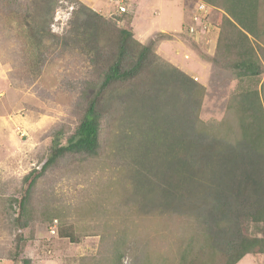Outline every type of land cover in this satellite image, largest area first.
Returning a JSON list of instances; mask_svg holds the SVG:
<instances>
[{"label":"rangeland","instance_id":"rangeland-1","mask_svg":"<svg viewBox=\"0 0 264 264\" xmlns=\"http://www.w3.org/2000/svg\"><path fill=\"white\" fill-rule=\"evenodd\" d=\"M23 2L37 12L6 9L7 2L0 8V264L24 259L94 264L105 219L89 215L81 205L105 190L107 197L135 205L143 215L198 218L227 255L244 234L262 236L244 217L249 206L264 205V158L195 130L199 117L206 125L222 121L232 93L251 82L240 83L213 68L215 35L211 41L187 33L193 0H125L127 13L111 0H61L53 20L51 0ZM155 10L163 13L157 26L152 24ZM146 16L150 24L142 23ZM210 21L218 24V15ZM125 29L133 35L126 41L133 58L128 66L136 67L145 50L147 61L132 80L100 94L91 85L113 65ZM196 83L206 88L201 104L193 97ZM96 101L104 112L116 102L123 106L104 133L106 154L101 160L75 156L62 161L31 194L34 207L61 210L63 226L75 228L80 241L59 236L60 219L54 220L55 235L54 222L42 216L34 217L28 229H17L6 211L20 198L24 179L42 169L55 139L66 144L85 107ZM111 179L119 181L117 194L108 191ZM19 235L27 242L14 262ZM262 259L248 256L239 264H261ZM132 260L127 256L122 264Z\"/></svg>","mask_w":264,"mask_h":264},{"label":"trees","instance_id":"trees-1","mask_svg":"<svg viewBox=\"0 0 264 264\" xmlns=\"http://www.w3.org/2000/svg\"><path fill=\"white\" fill-rule=\"evenodd\" d=\"M59 1L61 0H51L50 20L54 18ZM193 1L196 4L200 0ZM201 1L214 8L212 16L218 15L219 20L220 34L215 52L210 57L213 68L230 73L240 83L249 79L251 84L232 93L222 121L206 125L197 111L199 119L195 130L233 147L242 146L264 158V80L261 89H258L264 76V0ZM4 2L8 3L6 9L11 8L19 13L37 12L33 5L28 7L23 0H0V8H5ZM89 12L95 14L92 10ZM120 33L123 39L113 65L101 74L95 85H91L100 94L116 83L132 80L147 61L148 50H145L140 54L136 67L128 66L133 58L128 53L126 41L133 35L126 29L120 30ZM205 91L204 85L196 83L193 97L200 104ZM122 107L116 102L111 111L104 112L100 110L97 101L93 102L85 107L83 117L65 145L57 139L53 141L52 150L42 169H35L24 179L20 198L9 205L7 210L11 212L6 211L7 215L15 219L17 229H28L34 217L42 216L52 223L55 219H60L62 225L59 236L73 243L80 241L75 228L67 227L66 224L63 226L64 215L61 210L49 206L34 207L31 194L39 179L66 159L75 156L86 161L102 159L103 154H106L104 133L108 132ZM119 186V181L111 179L107 188L117 194ZM106 191H102L97 200L90 199L81 205L82 210L89 215L105 219L103 230L101 228L102 248L94 264H122L127 256L133 258V264H239L248 255L264 256V205L256 208L249 206L250 209L244 217L246 222L260 228L262 236L244 234L232 253L227 255L216 248L210 228L198 218L179 216L176 213L163 216L158 212L143 215L139 213L137 206H124L120 199L116 201L113 196L107 197ZM219 209L225 213L224 209ZM223 225L221 222L217 223L219 228ZM16 241L14 262L18 261L27 242L23 235L17 236ZM22 264H32V260L24 259Z\"/></svg>","mask_w":264,"mask_h":264},{"label":"built area","instance_id":"built-area-1","mask_svg":"<svg viewBox=\"0 0 264 264\" xmlns=\"http://www.w3.org/2000/svg\"><path fill=\"white\" fill-rule=\"evenodd\" d=\"M112 2L118 3V11L120 13H127V9L124 6L125 0H111ZM214 12V8L207 3L203 1H197L195 4V9L193 12V16L191 19V26L187 28V33L192 34V36L196 37V39H200L202 37H207L211 41H213V36L218 39L219 33H220V28L218 24L212 23L211 17ZM212 38V39H211ZM58 223V221H55ZM54 222L53 224V229H51L52 234H56L57 232V225ZM51 227V228H52Z\"/></svg>","mask_w":264,"mask_h":264},{"label":"crops","instance_id":"crops-1","mask_svg":"<svg viewBox=\"0 0 264 264\" xmlns=\"http://www.w3.org/2000/svg\"><path fill=\"white\" fill-rule=\"evenodd\" d=\"M95 3H96V2H95ZM173 6H175V3H174V2H172V7H173ZM155 12H156L157 14H156V16H153V17H152L153 20L155 21V22L152 21V22H153L152 24H153L154 26H157V25H158V24H156L157 16H158V15L161 16L163 13H162L161 11L159 12V10H155ZM149 13H150V11L148 12V14H149ZM150 19H151L150 16H148V17H147V16H146V17H143L142 23L146 22L147 24H150ZM191 19H192V18H191ZM137 21H139V19H138ZM139 23H140V22H139ZM162 31H163V30H162ZM248 256H257V255H248ZM248 256H246V257H248ZM246 257H245V258H246ZM245 258H244V259H245ZM257 260H258V259H257ZM255 261H256V258H255ZM260 263H261V264H264V256H263L262 262H260Z\"/></svg>","mask_w":264,"mask_h":264}]
</instances>
